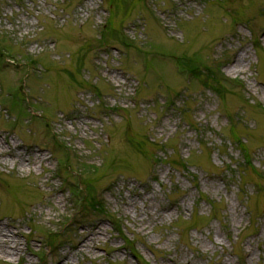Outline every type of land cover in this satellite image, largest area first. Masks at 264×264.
I'll return each mask as SVG.
<instances>
[{
    "label": "rangeland",
    "instance_id": "obj_1",
    "mask_svg": "<svg viewBox=\"0 0 264 264\" xmlns=\"http://www.w3.org/2000/svg\"><path fill=\"white\" fill-rule=\"evenodd\" d=\"M115 3L0 0V264H264V0Z\"/></svg>",
    "mask_w": 264,
    "mask_h": 264
},
{
    "label": "trees",
    "instance_id": "obj_2",
    "mask_svg": "<svg viewBox=\"0 0 264 264\" xmlns=\"http://www.w3.org/2000/svg\"><path fill=\"white\" fill-rule=\"evenodd\" d=\"M115 2H118V0H114V3ZM115 4L117 5V3H115ZM108 8H109L111 16L107 22L106 27H105V33H103L101 36L102 39L107 41L106 39H108L109 37L113 38L115 35H118L119 36L118 39L121 41V43L127 44L126 41L123 40L124 37H122V32H121L120 28L116 29L113 25L114 12H113V9L111 7L110 2H108ZM259 48H261V47L259 46ZM182 59H183V62H181L180 60H179V62H180V64L182 63L181 65L183 66V69H185L187 72H189L193 78H196V79L199 78V80L202 81V83L207 88L217 90V91H219V90L225 91L227 89V87H233L234 86V85H231L229 82H227V80L225 78H223L221 74H219V72H218L219 66H217V64L216 65H206L205 63L204 64L203 63H197V61L199 59H197V57L194 58L193 56L187 57V58H182ZM234 87H236V86H234ZM13 106L16 107L14 104H13ZM237 142L240 143L239 141H237ZM242 150L244 151L246 149H242ZM244 153H246V151H244ZM83 195H85V194H83ZM86 196H87V192H86ZM97 204H99V203L96 202L95 206H97ZM96 208H98V206L95 207V209ZM52 240L54 241L55 238H52Z\"/></svg>",
    "mask_w": 264,
    "mask_h": 264
},
{
    "label": "bare ground",
    "instance_id": "obj_3",
    "mask_svg": "<svg viewBox=\"0 0 264 264\" xmlns=\"http://www.w3.org/2000/svg\"><path fill=\"white\" fill-rule=\"evenodd\" d=\"M239 69H240V62L236 61L233 65L232 70L238 71ZM1 143L2 142H0V157H2L3 162H7L8 160H11L12 162L18 161L23 169L25 164H29L30 154L32 155L34 159L36 160L38 159V161H41L43 159L41 153L38 154L33 150L30 151V153L24 154L21 150L20 144H17L15 142H12L13 149L7 146V143L5 140H3V144L5 148L2 147ZM97 228L98 226L96 225V229ZM19 234H20L19 231L13 232L11 229H9V224L0 223V254L1 255L13 256V255L21 254L22 248L20 246V242L18 239ZM86 236L87 234H85L82 237V239H84ZM66 255L67 254L63 252L62 257H61V259H64V262L67 259Z\"/></svg>",
    "mask_w": 264,
    "mask_h": 264
}]
</instances>
